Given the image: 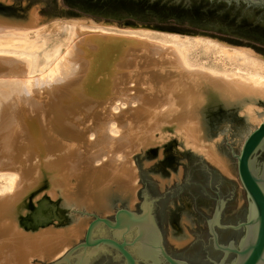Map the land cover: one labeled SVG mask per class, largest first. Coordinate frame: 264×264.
I'll return each mask as SVG.
<instances>
[{"label": "bare ground", "instance_id": "obj_1", "mask_svg": "<svg viewBox=\"0 0 264 264\" xmlns=\"http://www.w3.org/2000/svg\"><path fill=\"white\" fill-rule=\"evenodd\" d=\"M43 20L38 5L0 0V264L61 256L88 224L71 207L102 214L113 197L134 194L132 154L142 147L175 137L234 176L212 124L220 114L240 120L242 144L264 121V55L250 47L104 20ZM59 28L64 48L54 44L35 75L33 37ZM43 193L71 222L24 227L28 203Z\"/></svg>", "mask_w": 264, "mask_h": 264}, {"label": "water", "instance_id": "obj_2", "mask_svg": "<svg viewBox=\"0 0 264 264\" xmlns=\"http://www.w3.org/2000/svg\"><path fill=\"white\" fill-rule=\"evenodd\" d=\"M170 1L188 3L189 0ZM208 1L222 2L224 8H229L239 17L249 16L256 21H264V16L258 17V11L254 10L255 8L264 9V0ZM260 147H264V121L256 125L246 135L238 153L233 154L236 159V170L239 181L251 198L254 207V211L251 212L250 219L246 223L248 225L247 231L240 239L238 248L219 244L212 224H210V232L214 246L221 248L225 253L233 251L236 254L235 258L229 264H264V167H262L259 173V164H255L252 158L253 154ZM143 149L144 147H142V153L134 155L140 180L144 184L140 189L143 195L140 207L144 209L143 212L137 214L126 208H118L114 211V220L105 216L90 214L93 218L87 224L82 239L83 241L81 240L74 244L61 256L46 264H122L119 262L113 263L106 256H102L101 254L109 252V250L100 245H106L117 250L125 258V264H135V259L127 250L126 246H132L136 242L140 243L137 254L143 258L150 257L154 260V257L158 259L161 256L168 264H185L184 262L190 264V261L197 262L194 259V255L196 251L201 250L200 248L202 246L207 245L206 232L196 230L191 222L185 221L186 219L183 216L178 217L181 219V222H179L181 223V228L171 227L170 223L174 216L166 211L161 218L162 232L159 234L150 215L149 209L152 208L150 205L152 202L150 195H157L167 191L177 194L165 198L163 208H168V206H172L174 203H190L191 200L185 199L186 193H197L200 191L198 185L205 184L209 178L210 180L214 179V181L215 179L222 181V178L205 163L202 155L178 152L175 147V139L163 143L160 146L146 149L145 156L140 159V156L143 154ZM173 182L175 183L172 185ZM186 182L189 184H183ZM178 185L180 187L176 189L175 186ZM235 186V182L232 181L231 184L222 186L221 192H235ZM181 193H184L183 198L178 195ZM183 208H179V210ZM134 226L137 228V233L132 241L127 242L125 239L118 241V237L120 238V235L118 236L119 230L124 229L125 232H128ZM93 235H112V237H94ZM192 236H198L201 243L187 246L183 249L174 248L171 245L172 242L177 246L183 245ZM161 237L166 249L179 256L184 262L166 253L161 244ZM151 241H154V243H151ZM154 264L159 263L157 260H154Z\"/></svg>", "mask_w": 264, "mask_h": 264}, {"label": "flooded vegetation", "instance_id": "obj_3", "mask_svg": "<svg viewBox=\"0 0 264 264\" xmlns=\"http://www.w3.org/2000/svg\"><path fill=\"white\" fill-rule=\"evenodd\" d=\"M254 10L258 11L257 16L261 17L264 16V9L261 8H255ZM193 155H199L195 154L194 152L190 151ZM201 156V155H200ZM255 164H259L258 172L260 173L262 167H264V147H260L256 150V152L252 156ZM205 163L209 167L213 169L215 173L220 175L222 178L220 181L219 179H212L209 180L205 184H196L200 188V191L197 193H186V200H191L190 203H174L172 206H168V208H163L164 203L163 201L165 198L169 196H175L177 194L167 191L163 192L157 195H150L151 202V209L150 215L152 216L153 223L155 227L158 229L159 234H161V218L164 214V212L168 211L169 214L174 216L172 219V222L170 223L171 227L173 228H181V219L178 217L183 216L186 220L191 222L193 224V227L196 228V230H202L206 232L207 235V245L205 247L202 246L199 251L195 252L194 259H196L197 262L190 261V264H229L236 256V254L233 251L224 252L221 248H217L214 246L212 235L210 232V224H212L213 230L216 233L217 236V242L221 244L222 246H234L238 248L240 239L244 236V234L247 231L248 223L251 212L254 211V207L252 204V200L249 197V195L246 193L245 189L242 187V192L235 193L228 191L226 193L221 192L222 186L231 184L234 178L231 176H226L223 173L220 172V170L212 165L210 162L205 160L203 158ZM261 159V161H260ZM238 177V175H237ZM239 179V178H238ZM175 182L172 183V185ZM188 185L189 183H183ZM192 184V185H194ZM241 184V183H240ZM180 186H175L176 189H178ZM183 198L182 196L184 193L178 194ZM139 206V203L143 199V195L141 192L137 194L136 197ZM148 205V204H147ZM184 207L182 210H179V208ZM149 208V205H148ZM191 208V209H189ZM128 209V208H126ZM130 210V209H128ZM142 212L144 209H141ZM191 210V211H190ZM132 211V210H130ZM134 212V211H132ZM137 213V214H141ZM136 213V212H135ZM114 215V214H113ZM112 220H114V216L112 217ZM197 224L196 226H194ZM103 225V224H102ZM106 227L105 225H103ZM189 227V226H188ZM107 228V227H106ZM109 229V228H107ZM111 230V229H109ZM112 231V230H111ZM120 235V238L118 237V241H121L122 239H125V241L130 242L133 240V238L136 236L137 228L136 226L132 227L128 232H125L124 229L118 231ZM132 233V234H131ZM94 237L99 236H105V237H112V235H93ZM161 236V235H160ZM155 239V237H154ZM83 241V240H82ZM151 243H154V241ZM201 240L198 236H192L190 240H188L183 245L177 246L173 242L171 245L174 248H185L187 246H193L195 244H200ZM161 244L171 257L178 259L181 262H184L180 259L179 256L169 252L165 245L164 241L161 237ZM103 247H106L109 252L101 254L102 256H106V258L109 259L111 262H119L122 264H125V258L115 249L108 247L106 245H100ZM140 246V243L136 242L132 246H126L127 250L131 253L133 258L135 259V264H154V260L159 264H168L167 262L162 259L161 256L157 259L154 257V260L150 257L143 258L140 257L137 254L138 247ZM90 249V248H89ZM187 264L186 262H184Z\"/></svg>", "mask_w": 264, "mask_h": 264}, {"label": "rangeland", "instance_id": "obj_4", "mask_svg": "<svg viewBox=\"0 0 264 264\" xmlns=\"http://www.w3.org/2000/svg\"><path fill=\"white\" fill-rule=\"evenodd\" d=\"M21 2H25L26 4L38 5L39 14L44 19L43 21H44V24L46 23L45 25H49L50 22L52 20H55V19L63 21V19L66 20L69 18H84V19L87 18V19H93L94 21L104 20V21L113 22L117 26H120V27L127 26V25H134V26L141 25V24H136L134 22H133V24H128L122 20H120V21L115 20V19H109L108 20V19H104V18H94V17L87 16V15L74 14V13H71L70 11H68L62 5L61 0H55V1H53V0H12L13 5L17 6V7L20 6ZM141 26H144V25H141ZM144 27H148V26H144ZM149 28L153 29L152 27H149ZM154 29H156V28H154ZM158 30H161V29H158ZM47 31H49V30H47ZM47 31L43 34H40L37 37H33L34 39H33L32 45H36V47H37V45L39 44L38 48H30L29 47L30 50H28V52H29L28 54H29L30 58H32L31 61H33L35 59L34 62H32V69H33V72L35 73V75L39 74L38 69L45 67L46 64L49 65L50 62L52 61V57H53L52 52H53L54 46L59 44L60 48H64V46L66 44L65 40H66L67 34L63 28L62 29L59 28L58 31L57 30H52L49 32H47ZM162 31H167V30H162ZM172 32L181 33V32H176V31H172ZM185 34L204 35L207 37L214 38L215 40L224 41L225 43L230 44V45L247 46V47H250L251 49H253L255 52H257L261 55H264V45H260V44H239V43L229 42V41H227V40H225V39H223L217 35H209V34L202 33V32L185 33ZM29 46H31V45H29ZM47 57H49V58L47 59ZM49 59H50V61H49ZM66 69H67V67L63 65V67L61 66V68L59 69L60 71L58 70L55 74L61 75V76H59L61 78L65 77L66 76V73H65ZM62 70H64V72ZM71 72H73V71H71ZM34 73L32 75H34ZM213 124H212L213 133H215L216 135H219L220 143H221L220 146H222L221 149L224 151L226 157L228 158V160L230 161V163L232 164V167L234 169V176H231V177L234 178L233 181L236 184V186L234 187V190L238 194V193L242 192L243 190H242L240 181L237 177L236 159L233 156V154H237L239 151V148H240L239 144H241V141L236 140V134L240 129L243 128L242 124H241L240 120H236L235 118H230V121L229 120L224 121L223 114H220L219 116H217ZM172 139H175V147H176L178 152L190 153L189 150L180 148L179 143L175 137H170V138H167L166 140H163L162 142L156 143L154 145H149L146 148H144L143 154L140 156V159H142L145 156L146 149H148L150 147L160 146L163 143H167ZM140 153H142V149L138 150L132 154V157H133L132 159H133L134 165H135L136 170H137V188L135 189V192L133 195L128 194L127 197H125V198L113 197L111 199V202H110L109 212H105V213L103 212L101 214V211L99 212L96 209H87L83 206L82 207H77V206L74 207L73 206L70 208V210H69L70 212H68L69 216L72 215L75 217H79L81 219L86 218L87 220L86 219L85 220L88 223L93 218L92 215H90V214H97L98 216H105V217L112 220L114 211L118 208H128V209H130L136 213L142 212V210H141L142 208L140 207L141 202L139 203V206H138L137 205L138 203H136V201H137L136 197H137V194L140 192V189L144 186V184L140 180L139 170H138L136 161L134 159V155L140 154ZM133 197H135V199L131 200V198L133 199ZM28 204L29 205H28V209H27L26 213L24 214V216L22 215V217H21L22 223L26 229H36L38 227H46L49 224H51L53 221L58 222L59 224H65L67 221L71 222V219L68 216H66L63 208L60 207V200L58 198L51 199V198H49V196L47 194L43 193L37 199L35 204L34 203L32 204L31 202H29ZM130 204H132V205H130ZM83 235L84 234H82L81 236L79 235V237L75 241H72V243L68 247H66L65 251L68 248H70L71 246H73L74 244L80 242L83 239ZM48 262H50V261H48ZM48 262H41L40 264H46Z\"/></svg>", "mask_w": 264, "mask_h": 264}, {"label": "trees", "instance_id": "obj_5", "mask_svg": "<svg viewBox=\"0 0 264 264\" xmlns=\"http://www.w3.org/2000/svg\"><path fill=\"white\" fill-rule=\"evenodd\" d=\"M55 1V0H53ZM71 13L122 20L128 24L217 35L239 44H264V21L239 17L222 2L189 0H61Z\"/></svg>", "mask_w": 264, "mask_h": 264}]
</instances>
